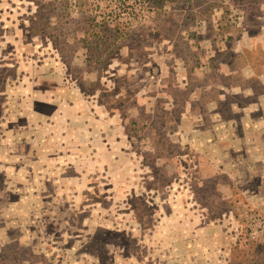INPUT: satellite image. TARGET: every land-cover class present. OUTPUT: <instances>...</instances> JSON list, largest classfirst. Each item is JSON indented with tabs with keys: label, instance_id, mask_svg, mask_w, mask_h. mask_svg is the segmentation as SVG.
Listing matches in <instances>:
<instances>
[{
	"label": "rangeland",
	"instance_id": "rangeland-1",
	"mask_svg": "<svg viewBox=\"0 0 264 264\" xmlns=\"http://www.w3.org/2000/svg\"><path fill=\"white\" fill-rule=\"evenodd\" d=\"M0 264H264V0H0Z\"/></svg>",
	"mask_w": 264,
	"mask_h": 264
}]
</instances>
